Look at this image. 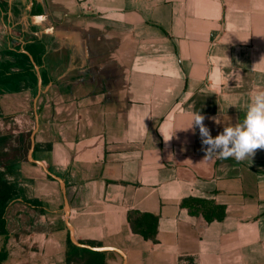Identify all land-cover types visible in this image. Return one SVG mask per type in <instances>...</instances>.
<instances>
[{
    "label": "crops",
    "instance_id": "0c3cea01",
    "mask_svg": "<svg viewBox=\"0 0 264 264\" xmlns=\"http://www.w3.org/2000/svg\"><path fill=\"white\" fill-rule=\"evenodd\" d=\"M253 91L264 0H0V171L15 191L0 264H122L69 246L59 183L23 158L35 114L32 156L64 180L78 242L126 264H264V149L204 160L190 128L199 112L215 137ZM131 212L157 217L154 240Z\"/></svg>",
    "mask_w": 264,
    "mask_h": 264
},
{
    "label": "clouds",
    "instance_id": "9594fccd",
    "mask_svg": "<svg viewBox=\"0 0 264 264\" xmlns=\"http://www.w3.org/2000/svg\"><path fill=\"white\" fill-rule=\"evenodd\" d=\"M191 115L190 128L199 129L205 152L204 160L213 157L234 158L237 162H241L254 157L256 150L264 149V91H253L245 104L243 120L235 125L224 127L223 131L215 137L204 125L203 115L199 112Z\"/></svg>",
    "mask_w": 264,
    "mask_h": 264
},
{
    "label": "trees",
    "instance_id": "16d2710c",
    "mask_svg": "<svg viewBox=\"0 0 264 264\" xmlns=\"http://www.w3.org/2000/svg\"><path fill=\"white\" fill-rule=\"evenodd\" d=\"M26 54L27 56H31V53L29 52ZM32 63L36 64L35 60ZM30 133L31 132L27 134L26 138H29ZM29 148H30V141H28L27 149L24 150V153H23V158L25 161L27 159L26 156H27V151ZM4 158L8 160L10 156L5 155L3 157H0V160ZM14 195H15L14 189L6 180L5 174L0 171V234H4L6 231L5 211H6L8 202L14 197ZM190 203L198 204V205L203 204L200 200H197V199H189V200L183 201V205H186L189 208H190ZM210 219H211V216H207V220H210ZM129 220H130L129 223H131L133 228L137 231V233H139L142 236L144 240H154V233H155L156 223H157V217L155 215H152L149 213L139 214L136 212H131L129 213ZM68 244L73 250H80V251L92 254L94 256H99V257L103 255V253L93 252L87 249L74 246L70 242L69 237H68ZM71 259H72V255L67 253V262L70 263ZM104 263L105 262L103 259H95L90 262L85 261L83 264H104Z\"/></svg>",
    "mask_w": 264,
    "mask_h": 264
},
{
    "label": "water",
    "instance_id": "95a60500",
    "mask_svg": "<svg viewBox=\"0 0 264 264\" xmlns=\"http://www.w3.org/2000/svg\"><path fill=\"white\" fill-rule=\"evenodd\" d=\"M34 66H35V64H34ZM35 68H36V70L38 72L37 67H35ZM37 87H38V92H37V95H36V97L34 99V108L36 106L37 99H38V97L40 96V94L42 92L41 91V77L40 76H38ZM37 129H38V120H37V115L35 114V128L32 130V132L30 134V148H29V150L27 152V159H28L29 162L37 164L38 166H40L47 175H49L51 178H53L54 180H56L59 183V186H60V189H61V193H62V197H63L64 223H65V226H66V228L68 230V236H69L70 242L76 247L87 249V250L94 251V252H115V253H117L118 255L121 256L122 264H126L127 263L126 255L120 249H117V248H114V247H107V246L93 247V246H90V245H87V244H82V243L78 242L75 239L73 226L69 222L70 209H69V204H68V200H67V197H66V189H65L64 180L59 178V177H57V176L52 175L51 173H49V171L45 168L43 163L41 161L35 160L33 158V156H32V154H33V145H34V136H35V133H36Z\"/></svg>",
    "mask_w": 264,
    "mask_h": 264
},
{
    "label": "rangeland",
    "instance_id": "374dc122",
    "mask_svg": "<svg viewBox=\"0 0 264 264\" xmlns=\"http://www.w3.org/2000/svg\"><path fill=\"white\" fill-rule=\"evenodd\" d=\"M109 254L115 255V254H114V253H112V252H109Z\"/></svg>",
    "mask_w": 264,
    "mask_h": 264
}]
</instances>
